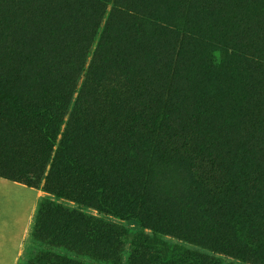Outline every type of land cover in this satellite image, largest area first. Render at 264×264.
<instances>
[{"label":"rangeland","instance_id":"1","mask_svg":"<svg viewBox=\"0 0 264 264\" xmlns=\"http://www.w3.org/2000/svg\"><path fill=\"white\" fill-rule=\"evenodd\" d=\"M263 23L264 0H0L26 113L0 102V172L40 191L0 179V216L36 204L15 264H264Z\"/></svg>","mask_w":264,"mask_h":264},{"label":"crops","instance_id":"2","mask_svg":"<svg viewBox=\"0 0 264 264\" xmlns=\"http://www.w3.org/2000/svg\"><path fill=\"white\" fill-rule=\"evenodd\" d=\"M0 179L9 181L1 177ZM9 182H13L14 184L20 186H25L18 182ZM30 189L35 190V199H38L40 196V191L34 188ZM35 205L36 204L34 201L29 203L27 205L28 209H26L25 213L18 214L17 212L14 214L13 218L0 216V264H15L18 256L21 253L23 242L25 240V236L34 213ZM17 206L22 205L21 203H18ZM19 226H21L20 229Z\"/></svg>","mask_w":264,"mask_h":264},{"label":"trees","instance_id":"3","mask_svg":"<svg viewBox=\"0 0 264 264\" xmlns=\"http://www.w3.org/2000/svg\"><path fill=\"white\" fill-rule=\"evenodd\" d=\"M245 25H247V22L246 21H245ZM261 27H262V29H264L263 28L264 27V23L262 25L257 24V28H261ZM261 37L264 38V30L261 33ZM0 102L5 103V104H8L10 106L11 110H17V111H19L22 114L25 113L22 109H18L17 107H15V106L18 105V101H17L16 97H14L13 95H7L5 97H2V95H1L0 96ZM43 110L47 111L46 109H43ZM32 115H36L37 117H39L42 114L40 112H36V110H34L33 113H32ZM0 177L3 178V179L9 180V181L18 182V183H21V184H23V185H25L27 187L36 189V187L33 186L31 183L21 182L18 179H16L15 177H11V176L2 174V172H0Z\"/></svg>","mask_w":264,"mask_h":264}]
</instances>
